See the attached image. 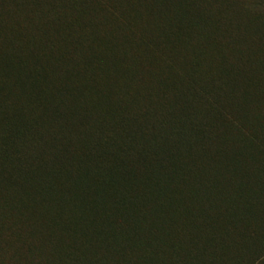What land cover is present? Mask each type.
<instances>
[{"label": "trees", "instance_id": "1", "mask_svg": "<svg viewBox=\"0 0 264 264\" xmlns=\"http://www.w3.org/2000/svg\"><path fill=\"white\" fill-rule=\"evenodd\" d=\"M0 264H264V0H0Z\"/></svg>", "mask_w": 264, "mask_h": 264}]
</instances>
